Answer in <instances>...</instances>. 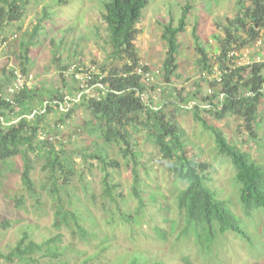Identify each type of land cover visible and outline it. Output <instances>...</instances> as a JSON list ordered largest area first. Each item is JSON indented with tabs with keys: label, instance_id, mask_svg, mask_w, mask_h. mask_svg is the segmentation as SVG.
Instances as JSON below:
<instances>
[{
	"label": "rangeland",
	"instance_id": "1",
	"mask_svg": "<svg viewBox=\"0 0 264 264\" xmlns=\"http://www.w3.org/2000/svg\"><path fill=\"white\" fill-rule=\"evenodd\" d=\"M103 4L104 0H30L23 20L3 31L6 38L0 36L3 81L11 68L19 67L20 43L27 38L25 32L39 22L42 25L29 54L27 82L30 87H38L40 97L46 98L57 89L63 90L65 77L68 84L65 89L71 91L69 98L75 100L70 105L74 108L72 113L63 121L54 124L59 116L55 114L57 108L45 117L47 124L51 122L46 134L56 138L61 158L73 162L72 181L61 185L59 192L67 207L73 201L88 229L83 236L73 225L55 227L53 180L45 167V154L29 152L35 166L33 192L23 186L24 158L16 155L0 161V253H8L26 232L37 242L57 239L54 251L37 253L31 264H130L133 261L136 264H264V210L248 212L241 204L230 159L219 152L213 133L193 113L194 104L208 94L209 86L198 70L197 42L205 44L211 55L218 52L219 37L225 35L230 20L239 11L238 0H149L137 25L135 41L141 63L148 65L155 76L154 83H148L146 101L153 98L157 104L166 102L168 114L184 131L190 156L209 165L208 184L228 201L248 235L227 231L210 239L203 237V229L196 230L197 234L188 229L176 199L184 183L170 172V160L162 157L145 132H134L132 142L139 161L141 203L133 194V174L120 151L122 141L108 142L98 130H92L98 124L80 101L79 87L88 94L94 89L85 86L86 80L74 77L72 66L79 65L86 71L95 67V72L105 67L109 71L119 62L111 56L113 48L103 19ZM185 5L189 9L186 27L179 34L178 68L172 81L167 82L162 72L167 53L162 33L165 24H179ZM259 51L264 57V38L261 44L243 49L241 62H249ZM256 59L260 58L256 56ZM61 66L68 68L64 70ZM153 84L154 89L150 88ZM180 91L188 99L186 102L181 101ZM33 104L41 110L38 100ZM202 106L210 107L207 103ZM259 110L264 117V99ZM201 115L264 165V120L254 124L253 136L239 116L217 118L205 109ZM98 151L120 162L108 169L112 182L118 186L114 189L117 202L104 194L105 171L100 161L88 156ZM57 175L62 176L60 170ZM124 214L130 215L127 220ZM0 264L14 263L0 256Z\"/></svg>",
	"mask_w": 264,
	"mask_h": 264
},
{
	"label": "trees",
	"instance_id": "2",
	"mask_svg": "<svg viewBox=\"0 0 264 264\" xmlns=\"http://www.w3.org/2000/svg\"><path fill=\"white\" fill-rule=\"evenodd\" d=\"M29 2L30 0H0V36H3V31L7 27L23 20ZM148 3L149 0H104L103 19L107 24L109 43L113 48L111 56L116 57L119 62L109 71L104 67L101 71L95 72L94 67L92 77L87 82V87L94 89L90 94L85 93V88L83 90L79 87L80 101L87 106L94 122L98 124L92 130H98L100 136L108 142L122 141L120 151L133 174V194L139 197L141 203V188L138 186L141 183V175L137 169L139 161L132 142L133 133L143 131L147 139L159 148L162 157L170 160V172L184 183L176 199L178 208L184 212L188 229L191 228L194 232L203 229L202 235L207 239L213 238L216 233L227 231H235L247 237L241 219L228 201L219 197L208 184L209 165L190 156L184 131L168 114L166 102L157 104L153 98L147 101L144 99L143 93L147 85L142 74L134 71L142 64L135 41L137 25ZM238 5L239 11L235 18L230 20L231 24L226 28L225 35L219 37V48L215 55L210 54L205 44L197 42L198 70L202 72V79L213 87L214 92L202 95L199 103L194 104L193 113L195 118L213 133L219 152L230 159L235 169L233 179L241 204L250 212L255 209L264 210V165L256 161L250 152L234 144L222 130L209 124L201 115L205 109L211 111L217 118H224L229 114L239 116L253 136L254 124L259 125L264 120L259 110L264 99V57L259 51L253 54L249 62L238 63L244 48H252L259 39L263 42L264 0H238ZM188 9L189 5H185L177 26L168 23L163 29L162 37L167 45V53L162 72L167 82L172 81L178 68L176 59L180 48L179 34L186 27ZM44 15H47L46 11ZM41 31L42 25L39 22L32 30L25 32L27 38L20 43L19 68L25 76L29 73L31 47ZM193 32L198 37L196 28ZM256 56L260 59H256ZM142 66L144 70L149 69L148 65ZM61 67L64 70L68 68ZM216 68L220 71L221 81L214 76ZM64 70L61 71L63 77ZM14 71L11 68L9 75L4 77L5 80L0 79V161L22 155L23 186L25 190L33 192L35 182L32 170L35 166L29 152L44 153L45 167L53 180L51 191L56 202L55 227L73 225L86 236L88 229L82 222L83 218L78 213V208L73 207V201L71 206L67 207L59 192L61 185L72 181L70 178L74 174L73 162L61 158L56 149V138L46 134L51 123L45 122L48 114H53L57 108L55 114L59 116L54 120L56 124L69 117L74 109L70 106L75 101L69 98L71 91L65 89L68 85L66 79L63 78V90L57 89L56 93H50L46 98L40 97L38 87L25 85L14 94L12 103L7 100V90L15 80ZM76 71L88 72L79 65H76ZM150 88L154 89V84ZM179 97L182 102L188 100L182 95V91L179 92ZM36 100L41 103V110L35 108L33 103ZM203 103L210 107L204 108ZM88 156L100 161L101 169L105 171L104 194L113 202H117L118 195L114 189L118 186L112 182L108 169L120 165V162L108 158L101 151L89 153ZM59 170L62 176L57 175ZM128 215L124 214L123 217L127 220L130 216ZM91 218L94 216L91 215ZM56 240L50 238L44 242H37L25 232L8 253H0V256L10 263L31 264L37 253L54 251Z\"/></svg>",
	"mask_w": 264,
	"mask_h": 264
},
{
	"label": "built area",
	"instance_id": "3",
	"mask_svg": "<svg viewBox=\"0 0 264 264\" xmlns=\"http://www.w3.org/2000/svg\"><path fill=\"white\" fill-rule=\"evenodd\" d=\"M257 43L261 44L262 39L257 40ZM238 54L239 53H237V55ZM238 63L241 64L242 63L241 60ZM142 65H143V63L140 66H138L134 71H136L138 74H142L143 81L147 85V89L143 93L144 99L146 100V97H148V92H149L148 83H154L155 76L152 73V71H150V69L144 70ZM73 69H74L73 74L75 75V77H77V79L86 80L85 86H87V82L89 79H91V77H92L91 74H92V72H94L93 70L95 68L93 67L92 70H89L88 72H85V73H83L81 71H76V65L72 66V70ZM14 70H15L14 71L15 80H14L13 84H11L8 87V90H7V94H8L7 100L12 102V103L14 102V98H13L14 94L16 92H18L19 90H21L25 85L29 86V84L27 82L28 75L25 76L19 67H15ZM214 74H215L214 76L217 77L218 81H221V74H220V71L218 68H216V72ZM208 85H209L208 86V94H212L214 92L213 87L210 84H208Z\"/></svg>",
	"mask_w": 264,
	"mask_h": 264
}]
</instances>
